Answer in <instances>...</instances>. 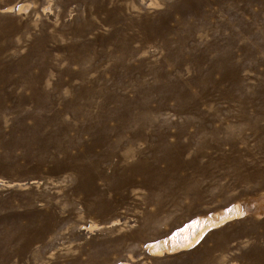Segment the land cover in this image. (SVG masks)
I'll use <instances>...</instances> for the list:
<instances>
[{
	"label": "rangeland",
	"instance_id": "rangeland-1",
	"mask_svg": "<svg viewBox=\"0 0 264 264\" xmlns=\"http://www.w3.org/2000/svg\"><path fill=\"white\" fill-rule=\"evenodd\" d=\"M72 1L0 0V92L19 89L14 83L18 79L27 98L16 108L17 96H4L3 105L30 112L23 119L25 125H32L35 102L31 89L24 86L41 79L40 86L46 88L47 82L54 95L43 109H57L56 120L66 125L56 133V143L43 152L37 151L35 142L26 146L20 130L15 140L21 142L7 148L0 145V156L7 154L0 168V264H257V258L264 256V211L257 215L254 202L264 193V97L258 94L259 82L264 81V0L241 2V8L232 0H199L197 5L187 0H111L106 5L114 10L115 25H128L122 37L111 35L100 8L90 11ZM232 10L250 22L244 31L224 30L236 36L227 62L232 72L229 83L234 84L231 66L242 64L237 72L243 90L234 96L208 95L211 87L224 91L228 86L220 79L219 68L212 74L215 85H207L202 73L200 84L183 80L185 94L180 101L192 106L184 112L172 110L173 98L167 101L170 109H160L161 92L137 93L141 78L132 67L141 59L156 60L164 52L154 37L149 42L128 40L122 64L115 67L127 75L100 86L84 82L88 88L101 87L100 94L65 106V100L74 99L72 87L81 82L76 79L71 84L66 74L60 75L65 68L77 72L80 67L66 59L64 48L69 43L88 39L92 49H110L114 41L138 34L137 21L143 14L156 18L168 11V24L173 25L181 17H187L188 23L203 13L214 23L219 16L229 17ZM169 36L177 37L176 33ZM37 37L42 46L34 50ZM195 39L208 42L212 36L197 33ZM114 55L119 57L121 51L114 49ZM215 55L214 51L208 54L201 71ZM103 59L91 77L99 72L109 77L115 69ZM189 64L184 61L181 69L185 78L194 75ZM149 81L146 78L142 85L150 86ZM113 90L115 96L101 95ZM189 95L200 101L203 114L191 113L195 105ZM141 99L127 113L118 109L106 114L115 106ZM75 108L81 110L77 117L72 116ZM99 115H106L108 127H119L121 133L141 130L144 137L125 138L116 145L118 137L112 135L105 144L93 143L97 139L86 131L97 126ZM60 125L55 122L58 129ZM1 126L3 138H9L8 128ZM50 127L45 122L44 133ZM166 154L171 156L164 158ZM236 205L242 213L207 230L195 246L161 255L150 252V244L191 220L224 209L234 211ZM216 233L225 234L215 239ZM215 240L220 248L206 258L204 251ZM260 262L264 264V258Z\"/></svg>",
	"mask_w": 264,
	"mask_h": 264
},
{
	"label": "bare ground",
	"instance_id": "bare-ground-1",
	"mask_svg": "<svg viewBox=\"0 0 264 264\" xmlns=\"http://www.w3.org/2000/svg\"><path fill=\"white\" fill-rule=\"evenodd\" d=\"M72 1V0H69ZM75 2H79L80 4L84 5L88 10L93 11L97 8H100V14L103 16V22L108 27H111V35L116 36H123V32L128 28V25L124 26H116L115 21V15L114 10L111 9V7L107 6V3H111V0H91L90 2H85L84 0H73ZM72 1V2H73ZM235 7L241 8L240 3L245 2L248 4H251L255 1H262V0H232ZM189 2H195L197 5L199 3V0H187V3ZM115 6L120 7L121 4L114 3ZM183 5H186L183 3ZM173 7H180L177 3L172 4ZM123 8V7H122ZM185 9V8H184ZM225 10L226 8L223 7ZM214 12L212 13V15ZM170 14L168 11L161 12L160 16L156 18H152L148 14H143L142 18L137 21V27H138V34L133 33L129 34V36L125 39H121L122 41L118 43L117 41H114L112 43V48L110 49H92V47L89 46V43L91 40L83 39L81 43H69L66 48V52L68 53L66 55V59L68 63H76L79 64V70L77 72H72L69 70V68H65L64 70L60 71V75L66 74L70 78V83L76 79L80 80L78 87H72L73 96L74 99H67L65 100V106L69 104L72 106L76 100H80L83 98H86L87 95H95L100 94V91L102 90L101 87H95L100 86V84H104L107 81H110L112 79L121 78L123 75H127L126 73H123L121 71L116 70L115 67H117L119 64H122L120 60L124 59V55L127 53V41H136L140 40L142 42H149L150 39L157 37L159 40V43L161 44V49L164 50V52L161 54V56L156 59H141L139 60L138 64L132 67V70H136L140 74V85H138L137 93H162L161 97V106L160 109H170L168 107L167 101L170 98H173L176 101V105L174 108H172L173 111L177 109V112H184L187 108L192 107L189 103L183 104L181 103L180 95L185 94L184 87V79L189 81V83L193 84L195 81H197L199 84L202 82V80L198 77L201 75L206 76V83L207 85L209 83H213V71L216 69H221L220 71V79L225 80L228 82V76L232 74V72L227 67V62L229 59L232 58V52L230 50V46L232 45L233 40L236 38L235 35L228 34L226 35L224 33V30L229 31L231 29H237V30H246L250 26V22L244 21L241 19L240 15L232 10L229 13V17H217L216 21L213 23L208 17L206 13L200 14L197 18H195L192 22L187 21V17L178 19L175 24L170 25L168 24V21L170 20ZM233 21H235L233 23ZM183 25L180 27V25ZM93 27L94 24H92ZM218 28V29H217ZM181 32H187L186 34H182ZM176 33L177 37L172 40L170 38V34ZM197 33L200 34H210L212 36V39L208 42H202L195 39V36ZM140 34V35H139ZM120 37V38H121ZM104 36H99L100 42L104 41ZM220 40L223 41V43L220 42ZM153 43L154 41L151 40ZM174 48H173V45ZM262 44H259L261 46ZM42 46L40 38L35 39V46L33 47L34 50H37L38 47ZM36 47V48H35ZM114 49H118L121 51V55L117 57L114 55ZM224 49L223 53L217 54L218 52L222 51ZM247 49V48H246ZM196 50L199 51V53L196 55ZM161 51V50H160ZM216 52V55L212 57L211 62L209 63V67L201 71L200 64L203 61H207L208 54L210 52ZM103 59L104 62L111 61L110 62V68H115L111 73L109 77H106L103 73L99 72L97 75H94V77L90 76L91 71H95L98 69V64ZM21 60V59H20ZM184 61L190 63L189 66L192 67L194 75L191 77L185 78L183 77V74L181 73V69L183 66ZM264 62V58H263ZM166 66H170V70L166 68ZM146 67V69H144ZM242 67V64L240 65H234L231 66L232 70L235 72L232 76V79L234 78V84L228 82L227 88L225 87L224 91L219 89H213L211 87L209 94L212 97H219L220 95L224 94L227 97L234 96L237 91L243 90L241 86V79L238 76L237 70H239ZM37 68L41 70L43 68V65L41 62L37 64ZM88 68H91L90 71H87ZM20 72H21V66H20ZM134 74V73H132ZM149 78V82L151 83L150 86L145 87L143 86V81ZM40 80L38 79L35 83H30L27 86H24L25 89H31V98L35 102L34 106V123L30 126H27L24 124L23 117L27 116L30 112H21V109L12 110L10 106H4L2 103V98L4 96H17V104L15 105L16 108H21V102L25 101L27 98L24 94H21V80L16 79L15 80V88L19 87V89L15 90H5L0 92V145H4L7 148V145L21 142L15 140V132L17 130L21 131V140L26 146H29L32 142L37 143V151L43 152L49 148V146L55 144V135L58 131L64 130L66 128V125L63 124V122H58L57 119V113L58 110L50 107L48 110L43 109V104L45 101H50L52 97L54 96L51 89L48 87H41L40 86ZM47 81V80H46ZM91 82L93 85L90 88L86 87L84 82ZM57 83L58 82H54ZM214 84V83H213ZM62 85V84H59ZM215 85V84H214ZM58 86V85H56ZM203 88H206V86ZM258 94L260 96L264 97V81L259 82V89ZM115 90L112 91V93H103L101 95L104 96V98H108L111 96H115L116 92ZM77 92L80 94L77 95ZM21 96H25L21 98ZM193 95H189V100L194 101L193 105L195 107L191 109V113H193L195 116H198L199 114H203L200 110V101L199 100H192ZM29 97V96H28ZM103 98V99H104ZM149 100V97L146 98V101ZM143 100L141 99L139 102H136L134 104L128 105V106H122L118 107L115 106L112 109H109L106 113L107 115L110 114L114 110L120 109L121 113H127L132 108L131 106H138L141 104ZM129 104V103H127ZM264 105V104H263ZM219 108V107H217ZM151 111V110H150ZM156 111V109H153V113ZM81 112L80 109L75 108L73 109V117H77L79 113ZM90 113V112H89ZM22 115V116H21ZM87 118V121L90 120V115L87 114L85 116ZM47 122L49 124L50 130H47L46 133H44V129L42 126H44V123ZM55 122L58 124H61L59 129L55 126ZM1 123H3L8 128L9 138L4 139L3 138V132H2V126ZM97 126L93 127L90 131H86L90 134L92 139H97L96 142L98 144H105L108 142L109 138L112 135H116L118 137V141L116 145H119L123 143V140L125 138H143L144 133L141 130H133V131H121L119 130V127L117 130L114 126L108 127L106 124V115H99L97 117V121L95 122ZM151 124L153 122L151 121ZM169 122H167L166 125H168ZM68 125H72L71 123H68ZM165 125V126H166ZM79 128H85L87 126H78ZM7 154L2 153L0 156V168L2 167L3 158L5 159ZM171 155L166 154L164 158H169ZM147 173V171H146ZM85 175H87V172H84ZM254 202L256 203V214L261 215L260 210L264 211V193H262L260 196L256 197L254 199ZM210 206H207L209 208ZM233 210L224 209L218 213H215L213 215H209L207 217H201L199 219H193L189 223L184 224L183 226L179 227L176 231L170 233L167 238L150 244L149 250L153 254L161 255L164 252L166 253H172L179 250H186L193 246H195L202 236L205 234V232L211 228H215L232 218L236 217V215H240L242 211H240L237 207V205L234 207ZM225 233H216V237H221ZM218 235V236H217ZM219 240H215V243L213 247L210 250H205L206 258H209L213 251H216L220 248ZM255 249V247H253ZM247 252H245L243 255H246ZM181 257L185 256V253H182L180 255ZM264 258V256H260L257 258L256 263L260 264L261 260ZM201 262H196L197 264ZM118 264H126L125 262H120Z\"/></svg>",
	"mask_w": 264,
	"mask_h": 264
}]
</instances>
